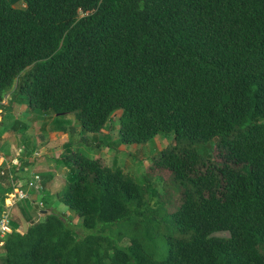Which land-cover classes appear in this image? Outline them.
Instances as JSON below:
<instances>
[{"label": "trees", "instance_id": "1", "mask_svg": "<svg viewBox=\"0 0 264 264\" xmlns=\"http://www.w3.org/2000/svg\"><path fill=\"white\" fill-rule=\"evenodd\" d=\"M21 1L0 0V106L72 114L91 133L119 110L125 144L172 134L149 168L169 171L179 203L154 208L150 175L138 182L68 143L56 197L91 232L77 236L44 195L29 206L48 212L24 214V231L10 220L0 264H264V0ZM160 211L158 257L138 232ZM119 222L123 245L104 233Z\"/></svg>", "mask_w": 264, "mask_h": 264}, {"label": "rangeland", "instance_id": "2", "mask_svg": "<svg viewBox=\"0 0 264 264\" xmlns=\"http://www.w3.org/2000/svg\"><path fill=\"white\" fill-rule=\"evenodd\" d=\"M10 1L12 2V5L16 7L23 5L21 0ZM5 108L12 109L9 106H6ZM119 113V110L116 111L112 118L105 124L106 126H104V128L98 133L83 132L72 114L62 117L63 123L68 128L69 138L59 146H54L51 142L48 143V137L44 136V121L46 122L47 119H51L53 117L52 115L42 117L43 114H40V111L34 110L32 113L26 112L22 117L14 120L10 124L11 127L15 128L14 123H21L20 126H17L15 129L22 131H20V135H11L10 139L8 138L12 141V143H15L12 153L19 156L21 155L17 151L18 142L20 144L22 142L28 147L29 152L26 154H28L27 156L31 160V168L34 170L33 171L31 169L32 173L41 172L40 177L43 178H41V183L48 186L47 190L43 193L47 198L46 208L53 209L61 214L63 213L70 216L72 218L71 227L73 231L76 232L77 236H84L91 231L82 226L81 217L75 215L67 205L60 202L56 197L57 192L64 190L68 183L66 165L59 160L61 153L64 151V148L68 146V143L73 150L76 149L90 157L98 156L109 166L121 167L125 172L132 175L138 182H143L145 176L148 177V175H150V182L154 183L153 185L156 191L155 195L151 199V205L154 208L161 200L162 203L166 204L168 210H173L174 206L179 203V192L173 189V187H165L163 185V181L170 178L169 171H151L149 168L151 165V156L156 154L171 140L172 134L169 136L164 134V132H160L146 143H122L119 141L117 134V117ZM5 119L7 122H10L13 117L7 116ZM29 126H31L30 131L32 133L30 135H33L32 137L26 135L27 128ZM4 128H7V126L1 128L2 132L4 131ZM1 142L2 141L0 140V143ZM211 142H213V140H210L207 143ZM6 143H8L7 139ZM207 147L210 146L208 145ZM36 151L40 152L41 156L37 157L33 155ZM157 176H160V178ZM44 195H42L41 200L44 199ZM28 207H30L29 203L26 208ZM10 211H12V209ZM32 211H35V209H32ZM15 212L17 213L18 211ZM166 213L167 212L165 211L158 212L155 216V222L150 226L142 225V229L138 232L139 236H145V239H147L145 240L147 248L157 247L156 253L158 257L164 256L167 248L162 238L163 233L166 231L165 223L159 225L160 222H164V219L167 216ZM11 215H13L11 220L15 223V226L13 227L17 231H24L27 227V222L30 219L39 218L42 214H39L38 210H36V212H33L28 216V221H26V218L21 216L20 213L14 214V212H11ZM152 217L153 215L149 214V216H145L142 219L140 217L135 218V224H142L145 219ZM120 223L121 222H119L113 230H104V233L109 234L116 242L118 241V245H123L125 241H127L126 238H124L123 241L117 240V233L123 232L124 230L122 224L119 225ZM105 262L106 264H113L109 259H106Z\"/></svg>", "mask_w": 264, "mask_h": 264}, {"label": "crops", "instance_id": "3", "mask_svg": "<svg viewBox=\"0 0 264 264\" xmlns=\"http://www.w3.org/2000/svg\"><path fill=\"white\" fill-rule=\"evenodd\" d=\"M1 103L3 104V106H0V130H1L0 131V140L2 141L0 143V154L5 158V160H7V159H10L14 156L16 157V155L14 153H12V149L14 148L15 143H12V141L9 140L10 136L11 135H20L22 132L21 130L15 129L17 126H20L21 123L20 124L18 122L14 123L15 128L11 127L10 124L14 120L22 117L23 114H21L22 113L21 112V110H22L21 106L22 105L15 103V104H13V106L7 105L12 109H6L4 106V104L7 103L6 98ZM7 116H11V117H13V119H11L10 122H7L5 119ZM25 121H26V119H25ZM14 124H13V126H14ZM5 126H7V128H4V131L2 132L1 128L5 127ZM30 129H31V126H29L27 128L26 135L32 137L33 135H30L32 133L30 131ZM44 133H45L44 136L48 137V139H49L48 143L51 142V144L54 146H59V145L63 144L69 138L68 128L65 126V124L62 121V117H60V116L59 117L53 116L51 119H47L46 122L44 121ZM6 139L8 140V143H6ZM24 145H25L24 143L21 142V144H20L18 142L17 150L19 148L22 149V151L20 152L21 155L17 157L18 158V165H14V166L9 167L12 171L15 170V172L13 173L14 177L20 179L22 182L29 179V177H31L30 175L33 174L31 171V169H32L31 168L32 164L30 163L31 160L27 156L28 154L25 153ZM33 155L39 157V156H41V153L36 151L33 153ZM1 166L6 167L8 165L6 164V162H2L0 159V169H1ZM6 170H9V169L6 168ZM34 173L40 174L41 172H34ZM40 176H41V174H40ZM5 181H6L5 179L0 178V183H1L0 184V200H1V196H4L3 201L0 203V208H2V206H5V204L7 203L6 202V193L8 191H10V188L8 185L9 182L7 183ZM42 182H43V180H42ZM41 185H42L41 191H31V199H25V200L17 201L15 203H13L12 205L8 206V209L9 210L12 209L11 212H14V214L20 213L21 216H24V214L30 215V212L32 211V209L30 207L26 208L28 203L29 202L33 203L34 207L36 208V204H34V202L35 201L36 202L42 201L41 197H42V195H44L43 194L44 191L47 190L48 186L46 184L41 183ZM22 207H23V209H22ZM44 209H46V208L42 207L41 209H39V211H38L39 214H42V210H44ZM15 211H18V212L16 213ZM12 216L13 215H11V218H12Z\"/></svg>", "mask_w": 264, "mask_h": 264}, {"label": "built area", "instance_id": "4", "mask_svg": "<svg viewBox=\"0 0 264 264\" xmlns=\"http://www.w3.org/2000/svg\"><path fill=\"white\" fill-rule=\"evenodd\" d=\"M18 153L22 151L19 148ZM12 157L10 159L5 160V158L0 154V159L2 162H6L8 166L2 167L0 169V176L5 174V170L10 169L9 167L18 165V157ZM8 185L10 191L6 193V204L0 208V238L5 236L8 231H10V220H11V211L8 209V206L13 203L25 199H31V191H41V177L39 173H33L29 179L22 182L20 179L14 177L13 173H9L8 176ZM39 206H42V201L38 202Z\"/></svg>", "mask_w": 264, "mask_h": 264}, {"label": "water", "instance_id": "5", "mask_svg": "<svg viewBox=\"0 0 264 264\" xmlns=\"http://www.w3.org/2000/svg\"><path fill=\"white\" fill-rule=\"evenodd\" d=\"M36 207H38V206L36 205ZM47 212H48L47 209L42 210V213H43V214H46ZM61 216H62V217H66V214H63V213H62Z\"/></svg>", "mask_w": 264, "mask_h": 264}]
</instances>
